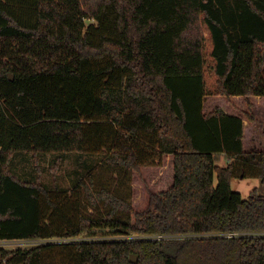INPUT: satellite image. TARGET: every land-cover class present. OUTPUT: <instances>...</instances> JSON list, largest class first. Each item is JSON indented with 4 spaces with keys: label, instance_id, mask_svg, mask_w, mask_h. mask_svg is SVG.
<instances>
[{
    "label": "trees",
    "instance_id": "obj_1",
    "mask_svg": "<svg viewBox=\"0 0 264 264\" xmlns=\"http://www.w3.org/2000/svg\"><path fill=\"white\" fill-rule=\"evenodd\" d=\"M96 135L115 141L114 168L174 157L173 184L143 210L80 179L109 207L99 231L10 167L25 151L57 153V168ZM235 177L264 184V0H0V240L185 235L70 244L79 264H264V195L244 198ZM57 243L0 247V264H44Z\"/></svg>",
    "mask_w": 264,
    "mask_h": 264
},
{
    "label": "rangeland",
    "instance_id": "obj_2",
    "mask_svg": "<svg viewBox=\"0 0 264 264\" xmlns=\"http://www.w3.org/2000/svg\"><path fill=\"white\" fill-rule=\"evenodd\" d=\"M93 22L87 20V24ZM96 120H90L94 123ZM103 122L104 120L98 119ZM106 124V123H104ZM142 140L147 147H153V141L143 136ZM115 141L104 135L102 138L97 135L88 142V149L83 153L68 152L64 155L60 165L55 168V158L57 153H40L36 158L31 152L16 151L13 154L10 167L23 179H35L40 175L42 181L50 187L53 192V198L60 201L61 206L69 207L71 203H77L79 210L87 217H93L100 221L95 230H110L105 220L109 212V207L102 202L96 207L88 204L85 196L79 190L77 184L80 179L89 181L93 178L95 189L107 187L118 195L130 200L136 210H143L148 206L151 192H159L169 188L174 181V157L171 154H165L150 160L146 165L140 167L138 171H130L124 168H114L107 162L111 151L109 146L114 145ZM226 155H222L217 161L218 164L226 165L228 161ZM57 186V187H56ZM264 195V184L258 177H235L232 179V189L247 198L253 189ZM116 219L127 220L128 215L120 212L115 215ZM205 236V235H196ZM170 240H179L185 238V235L175 236ZM142 239L147 236L135 233L115 234V235H80L69 238H45V239H16L0 240V247L17 249L29 248L38 245L50 243L60 244L44 252V264H79L78 255L73 248L72 242L83 240H103V239ZM175 245L168 246V250L173 252Z\"/></svg>",
    "mask_w": 264,
    "mask_h": 264
},
{
    "label": "built area",
    "instance_id": "obj_3",
    "mask_svg": "<svg viewBox=\"0 0 264 264\" xmlns=\"http://www.w3.org/2000/svg\"><path fill=\"white\" fill-rule=\"evenodd\" d=\"M198 235H205V234H198ZM226 235H228V236H232V233H229V234H226ZM143 236H145V235H143ZM175 236H177V235H167V236H163V235H158V236H156V237H152V236H147L148 238H158V239H163V238H166V239H170V238H177V237H175ZM192 236H196V235H192ZM69 239H71V238H69Z\"/></svg>",
    "mask_w": 264,
    "mask_h": 264
},
{
    "label": "water",
    "instance_id": "obj_4",
    "mask_svg": "<svg viewBox=\"0 0 264 264\" xmlns=\"http://www.w3.org/2000/svg\"><path fill=\"white\" fill-rule=\"evenodd\" d=\"M10 78L11 79H13L14 78V75L13 74H11L10 75ZM138 259H139V256L138 255H135V254H132L131 256H130V260L132 261V262H138Z\"/></svg>",
    "mask_w": 264,
    "mask_h": 264
},
{
    "label": "crops",
    "instance_id": "obj_5",
    "mask_svg": "<svg viewBox=\"0 0 264 264\" xmlns=\"http://www.w3.org/2000/svg\"><path fill=\"white\" fill-rule=\"evenodd\" d=\"M223 156L225 155V154H222ZM229 161V160H228ZM218 163V162H217ZM220 165V164H219ZM222 166H224L223 164H221ZM234 179V178H233Z\"/></svg>",
    "mask_w": 264,
    "mask_h": 264
}]
</instances>
